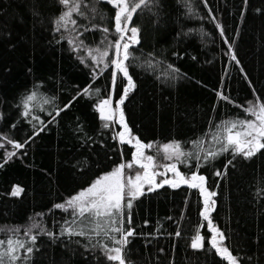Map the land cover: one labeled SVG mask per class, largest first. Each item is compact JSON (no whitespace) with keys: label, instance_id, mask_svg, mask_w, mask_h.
<instances>
[{"label":"trees","instance_id":"16d2710c","mask_svg":"<svg viewBox=\"0 0 264 264\" xmlns=\"http://www.w3.org/2000/svg\"><path fill=\"white\" fill-rule=\"evenodd\" d=\"M130 13L125 75L111 64ZM107 100L117 122L101 115ZM256 102L264 0H0V264H120L117 253L124 264H230L197 187L60 207L123 164L147 168L136 149L167 144L185 176L205 178L211 222L239 264H264V139L245 154L229 138Z\"/></svg>","mask_w":264,"mask_h":264},{"label":"rangeland","instance_id":"374dc122","mask_svg":"<svg viewBox=\"0 0 264 264\" xmlns=\"http://www.w3.org/2000/svg\"><path fill=\"white\" fill-rule=\"evenodd\" d=\"M119 10L121 11L122 8L120 7ZM130 18L131 13L126 17L123 28L120 25V36L115 45L114 58L111 64L116 72L120 71L125 75L128 74L126 66L128 49L138 41L137 30L129 25ZM62 20L63 24H68L67 17ZM90 54H92L93 60L100 64V67L107 68L105 52L94 50ZM99 109L107 123L115 122V120L117 122V110L119 111V109L114 106L112 100L102 102ZM248 110L252 115V119L247 124V128L243 132L231 134L229 137L245 154L253 153L256 145L262 144L264 139V106L256 102L252 103ZM120 138L122 142H127V140L131 139L128 133H120ZM132 142L135 144L136 140L132 139ZM150 148L143 152L141 157L138 154L141 153L142 149H136L138 153L136 163L138 161L139 165L148 166L147 168L132 170L130 164H123L113 172L97 179L89 188L69 199L66 204L60 207L66 210H86L93 207L110 208L121 204L126 195L137 197L163 185L171 187L190 185L197 187L205 198L204 221L211 231V244L230 264H239L238 260L225 246L223 234L211 222V212L215 202L213 193L206 187L205 178L197 173L185 176L179 170L178 159L180 153L175 144L162 145L157 155L151 154ZM151 162L152 164L150 165ZM193 245L194 247H201L202 238L200 236L195 238ZM114 258L120 264H124L120 253H117Z\"/></svg>","mask_w":264,"mask_h":264},{"label":"water","instance_id":"95a60500","mask_svg":"<svg viewBox=\"0 0 264 264\" xmlns=\"http://www.w3.org/2000/svg\"><path fill=\"white\" fill-rule=\"evenodd\" d=\"M261 146H262L261 144H257V145H256V147H257L258 149H260ZM151 164H152V162L150 163V165H151ZM140 166H143V165L141 164ZM145 167H148V166H145Z\"/></svg>","mask_w":264,"mask_h":264}]
</instances>
